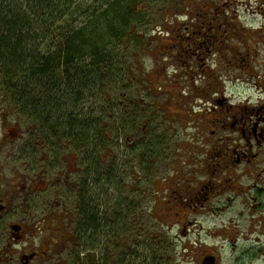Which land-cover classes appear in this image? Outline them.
Segmentation results:
<instances>
[{
  "label": "trees",
  "instance_id": "trees-1",
  "mask_svg": "<svg viewBox=\"0 0 264 264\" xmlns=\"http://www.w3.org/2000/svg\"><path fill=\"white\" fill-rule=\"evenodd\" d=\"M162 2L0 0V109L4 118L17 115L28 125L10 160L22 163L16 169L20 177L42 173L49 181L28 207L51 201L64 206L78 240L69 264H170L171 243L152 232L159 230L157 222L138 215L146 198L141 184L167 145L159 130L166 106L135 92V84H143L133 68L140 49L123 50L142 46L140 29L156 10L170 16ZM178 29L167 30L179 37L174 45L183 56L191 29L177 34ZM189 74L182 79L206 77V71L191 79ZM64 155L75 158L76 169L68 171ZM126 160L135 169L124 184ZM113 230L129 231V247L119 257L111 255Z\"/></svg>",
  "mask_w": 264,
  "mask_h": 264
},
{
  "label": "rangeland",
  "instance_id": "rangeland-1",
  "mask_svg": "<svg viewBox=\"0 0 264 264\" xmlns=\"http://www.w3.org/2000/svg\"><path fill=\"white\" fill-rule=\"evenodd\" d=\"M161 9L168 10L170 16L166 17L159 9L154 12L149 24L140 29L142 46L135 47L132 43L123 48L140 49L135 57L139 66L134 65L133 68L143 78V84H135V92H144L148 102L165 105L167 111V117L159 125L167 145L163 146L158 160L152 159L153 170L144 177L147 183L141 184L146 198L138 215L144 220L157 222L159 230L152 232L161 233L171 243L169 256L166 255L170 264H200L206 254L217 256V264H264V221L250 205L248 191L235 198L231 208L235 216L222 215L220 197L210 201L211 215H190L191 220L186 221L185 212L181 211L179 220L182 222L178 223L173 217L163 214L166 213L164 197L170 194L174 180L178 181V177L183 179L197 167L205 165L207 151L222 144L218 139L222 131L215 127L218 118L222 117V109L217 105L222 94L235 104L254 106L262 102L259 106H263L264 0H163ZM210 18L215 19L214 23L211 22L213 25L207 22ZM204 25L214 29L207 31L203 29ZM188 26L191 30H186L187 33L191 32L195 39L201 38L205 31L210 33L211 39L222 38V47L219 46L222 54L216 52L217 41L215 46L210 47L209 53L198 56L197 60L185 53L183 56L177 53L174 42L179 37L172 33L179 28L177 34H181L180 28ZM169 28L172 33L168 32ZM234 50L238 52L237 60L232 57L231 51ZM239 57H242L239 67L243 70L240 75L232 68ZM190 62H195V67H191ZM202 71H206L205 78L201 75L189 82L182 79L188 72V79H191L192 73L200 74ZM27 128L28 125L19 116L8 120L0 109V186L10 213L15 206L20 207L29 193L21 190L23 181L16 172L22 163L12 164L10 160L13 139L17 135L18 138L23 137ZM125 155L129 159L127 152ZM262 161L264 165V152ZM64 162L68 171L76 169L73 156L64 155ZM134 167V163L126 160L124 184L131 181ZM136 169L139 167L136 166ZM24 176L27 179L28 174ZM44 187L47 188V185H37L39 190ZM120 190H124V186ZM114 192L110 191V194ZM51 202L43 208L27 206V213L20 209V215L14 216L13 220L22 223L25 228L24 238L16 248L9 245L12 239L7 228L8 220L0 223L4 236L0 250L3 263L18 264L16 261L22 251L38 249L43 242L56 240L62 230H71L64 206ZM238 211L243 215L237 214ZM178 226H185L186 233L180 232ZM45 246L47 251L48 244L45 243ZM59 258L58 249V252L38 257L32 264H58Z\"/></svg>",
  "mask_w": 264,
  "mask_h": 264
},
{
  "label": "flooded vegetation",
  "instance_id": "flooded-vegetation-1",
  "mask_svg": "<svg viewBox=\"0 0 264 264\" xmlns=\"http://www.w3.org/2000/svg\"><path fill=\"white\" fill-rule=\"evenodd\" d=\"M197 34L201 35L202 33L197 32ZM209 34L205 31L201 38L195 39L190 32L191 37L187 39L188 47L185 49V54L193 56V59L197 60L198 56L209 53L211 51L210 45L215 46L216 41L218 42L216 52L222 54V48L219 47L220 45L222 47V38L211 39ZM231 52L233 59L237 60L238 52L235 50ZM239 58L237 62H234L232 68L240 75L243 74V70L241 66L239 67L242 63V57ZM261 90L264 93V86H261ZM261 103L254 106H249L247 103L235 104L222 94V98L217 100V105L222 109V117L218 118L215 123L217 130L222 131V136L218 137L222 144L214 146L212 151H207L204 155L205 165L197 167L183 179L178 177V181L174 180L169 196L164 197V210L166 207V213L163 212L164 215L173 217L178 223L182 222L179 220L181 211L185 212L186 221L191 220L190 215L196 216L203 213L211 215L213 210L210 209L209 203L214 197H220L222 215L235 216L236 214L232 213L231 210L235 198L248 191L247 199L250 201V205L253 206L254 212L260 216V220L264 221V165L262 161L264 152V102L263 106H259ZM17 139L18 135L13 139L10 157L13 155V149L18 150L19 148ZM20 178L23 181L21 190L29 193L20 203V207L15 206L11 213L10 210L8 211V205L3 201L0 186V223L8 220L7 228L9 227L8 231L12 239L9 245L13 248L19 246L25 232L24 225L13 220L14 216L20 215V209L27 213L28 199L32 195L44 191L46 187L39 190L37 189L38 184L47 186L49 184L42 173L29 180L26 177ZM25 181L28 184L24 183ZM50 203L48 202V204ZM237 214L243 215L240 211ZM178 227L180 232L186 233L185 226ZM117 234H122V237H116ZM181 235L184 236L185 234ZM3 237L0 228V250L3 247ZM77 241L74 231L62 230L56 240L42 241L43 243L38 245V249L22 251L16 262L18 264H32L38 257L43 258L48 253L58 252L59 249L60 258L57 263L69 264L75 256V251L78 250ZM129 242V231H111L109 236V243L112 247L111 255L119 257L121 249L126 250L129 247ZM45 243L48 244L47 251L45 250ZM184 250L188 251L187 248ZM207 256H213V254L204 255L201 263ZM214 257L215 264H217V256L214 255ZM0 264H8L2 262L1 254Z\"/></svg>",
  "mask_w": 264,
  "mask_h": 264
},
{
  "label": "water",
  "instance_id": "water-1",
  "mask_svg": "<svg viewBox=\"0 0 264 264\" xmlns=\"http://www.w3.org/2000/svg\"><path fill=\"white\" fill-rule=\"evenodd\" d=\"M215 258L213 256H208L203 259L202 264H214Z\"/></svg>",
  "mask_w": 264,
  "mask_h": 264
}]
</instances>
